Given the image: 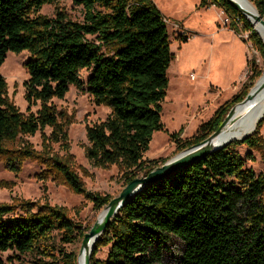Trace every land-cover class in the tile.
Returning <instances> with one entry per match:
<instances>
[{
    "label": "trees",
    "instance_id": "obj_1",
    "mask_svg": "<svg viewBox=\"0 0 264 264\" xmlns=\"http://www.w3.org/2000/svg\"><path fill=\"white\" fill-rule=\"evenodd\" d=\"M58 1L0 0V66L8 52L29 55L24 63L26 114L8 100L0 75V159L14 171L23 161L36 162L46 168L44 177L51 176L74 194L89 196L69 157L52 152V144L67 147L70 121L50 101L62 99L74 86L85 89L94 105L110 109L104 121L86 127L84 153L94 167L117 166L126 185L137 177L136 171L145 176L166 161L157 165L142 159L152 134L163 129L161 103L174 55L166 21L152 0H71L83 9L80 22L62 11L51 18L37 15L44 5ZM248 1L264 19V0ZM211 6L223 11L234 34L247 33L252 48L264 58L261 37L234 5L227 0H199L198 8ZM249 69V86L220 106L193 138L180 142L181 130L170 135L178 151L217 130L229 109L244 99L262 74L252 61ZM82 70L89 72L85 82L79 78ZM34 105L39 106L36 113L30 112ZM262 127L264 114L247 138L233 140L146 185L95 241L90 264H163L164 250L173 238L182 244L179 264H264V176L246 169L245 160L253 157L237 151L243 146L259 151ZM46 128L49 135L44 134ZM38 132L40 150L21 140ZM90 197L96 210L112 199ZM89 228L73 220L65 207L28 201L0 204V254H33L30 264H77L75 253L54 244L53 233L66 245L76 237L81 241ZM107 247L105 258H97L98 251Z\"/></svg>",
    "mask_w": 264,
    "mask_h": 264
},
{
    "label": "rangeland",
    "instance_id": "obj_2",
    "mask_svg": "<svg viewBox=\"0 0 264 264\" xmlns=\"http://www.w3.org/2000/svg\"><path fill=\"white\" fill-rule=\"evenodd\" d=\"M152 2L166 21L169 49L174 55L167 70L166 97L161 103L163 129L152 134L142 159L145 163L156 162L160 165L180 152L170 135L181 130L178 137L180 142L193 138L198 127L207 122L220 106L230 102L249 86L250 62H254L262 71L264 58L252 48L247 33L234 34L239 40L237 43L229 34L230 30L222 27L224 17L214 12L202 14V10L196 7L195 0ZM57 11L64 12L72 21L80 22L83 18L82 7L73 5L71 0H59L44 5L37 15L51 18ZM214 21L219 23L217 27ZM215 31H219L216 36ZM182 37L187 38V41L181 42ZM28 57L27 51L8 52L0 66L8 100L19 112L25 114L28 103L25 99L24 83L28 80V74L24 63ZM189 74H193L194 79H190ZM88 75V71L79 72V78L83 82ZM50 103L56 112H63L70 121L67 127V147L59 143L52 144V152L61 157H69L73 170L82 180L89 196L74 194L51 176L44 177L46 168L36 162L23 161L19 169L14 171L9 169L7 162L0 159V204L17 205L28 201L37 205L46 203L50 206H61L83 227L91 226L104 208L94 209L90 195H108L114 198L125 187L123 171L117 166L94 167L84 153L87 146L86 127L104 121L110 109L94 105L85 89H77L74 86L69 88L62 99L55 98ZM38 108V105L31 106L30 112L36 113ZM50 132L49 128L44 130L46 135ZM258 135L263 142L259 151L244 146L239 147L237 151L243 157L246 154L253 157L252 161L245 160L246 169L264 176V127L259 130ZM21 140L36 150L41 149L39 132L33 136H22ZM14 166L17 167V163H14ZM135 174L137 177L144 176V172L139 170ZM53 238L56 246L77 255L81 244L78 237L73 243L66 245H61V237L56 232L53 233ZM181 247L180 241L171 239L164 250L163 264H179ZM107 251L108 247L100 249L96 257L104 259ZM0 258L3 264H30L34 255L7 251L1 253Z\"/></svg>",
    "mask_w": 264,
    "mask_h": 264
},
{
    "label": "water",
    "instance_id": "obj_3",
    "mask_svg": "<svg viewBox=\"0 0 264 264\" xmlns=\"http://www.w3.org/2000/svg\"><path fill=\"white\" fill-rule=\"evenodd\" d=\"M227 1L231 3L232 5H234L253 26L252 22L247 18L243 9L240 7V5L235 0H227ZM254 20L256 23H259L264 29V19L258 14L257 11L254 16ZM263 44H264V41H263ZM259 79L260 81L258 83L257 81L254 83V85L249 90V92L246 94L244 99L236 103L229 109L228 113L222 120L217 130H215L213 133L208 135L206 138H204L200 142L183 149L182 151L177 153L175 156H173L169 160H166L162 165L157 166L154 169H152L145 176L136 177L133 180H131L128 184H126L125 187L119 193V195L112 198L109 201V203L104 206V209L99 213L96 221L90 226L89 230L83 235V238L80 244V250H83L84 247L90 242L94 241L95 243L98 237L105 230L110 220L117 214L119 209L129 199H131L136 193L141 191L146 185L150 183H155L165 178L166 176L170 175L171 173L179 169H182L184 167H187L197 162L201 158L219 149H222L227 144L232 142L233 141L232 139L225 136V127L227 123L229 122V120L232 118L235 109L236 108L246 109L249 105V102L252 100V98L261 89L264 88V75L261 74ZM251 134L252 133H248L244 135L243 137L236 139V140H243L247 138L248 136H250ZM92 250H93V247L91 251L85 256L83 264H90V257H91Z\"/></svg>",
    "mask_w": 264,
    "mask_h": 264
},
{
    "label": "bare ground",
    "instance_id": "obj_4",
    "mask_svg": "<svg viewBox=\"0 0 264 264\" xmlns=\"http://www.w3.org/2000/svg\"><path fill=\"white\" fill-rule=\"evenodd\" d=\"M243 9L247 18L252 22L254 29L264 41V29L259 23H256L254 16L256 11L248 0H235ZM262 75H264V63L262 64ZM259 79V78H258ZM260 81L257 80V83ZM264 114V88L261 89L249 102L246 109L236 108L232 118L225 127V136L236 140L248 133H253L257 122ZM94 241L87 244L83 250L77 253V264H83L85 256L91 251Z\"/></svg>",
    "mask_w": 264,
    "mask_h": 264
},
{
    "label": "crops",
    "instance_id": "obj_5",
    "mask_svg": "<svg viewBox=\"0 0 264 264\" xmlns=\"http://www.w3.org/2000/svg\"><path fill=\"white\" fill-rule=\"evenodd\" d=\"M196 1V7L198 8V4H199V0H195ZM198 9H201L202 10V14H206L207 12L208 13H210V12H214V13H216L217 15H219V16H223V13H222V11L221 10H219L217 7H215V6H211V7H209V8H198ZM214 24H215V26L217 25V24H219L217 21H214ZM217 27V26H216ZM216 29V28H215ZM218 29V28H217ZM224 29H228L227 27L226 28H224ZM222 32H224V31H221V33ZM219 33V31L217 32V31H215V36L217 35ZM229 34L233 37V39L238 43L239 42V40L237 39V37H235V35H234V33L230 30V32H229ZM190 75V74H189Z\"/></svg>",
    "mask_w": 264,
    "mask_h": 264
},
{
    "label": "built area",
    "instance_id": "obj_6",
    "mask_svg": "<svg viewBox=\"0 0 264 264\" xmlns=\"http://www.w3.org/2000/svg\"><path fill=\"white\" fill-rule=\"evenodd\" d=\"M222 13H223V11H222ZM223 17L224 18H222V27L226 28L228 26V24H229V19L227 18V16L224 13H223ZM189 76H190V79H194V75L193 74H190Z\"/></svg>",
    "mask_w": 264,
    "mask_h": 264
}]
</instances>
